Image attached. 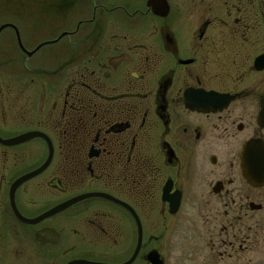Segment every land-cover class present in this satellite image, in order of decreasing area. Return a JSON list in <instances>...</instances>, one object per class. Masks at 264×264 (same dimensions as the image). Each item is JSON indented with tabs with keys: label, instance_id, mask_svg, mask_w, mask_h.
<instances>
[{
	"label": "flooded vegetation",
	"instance_id": "flooded-vegetation-1",
	"mask_svg": "<svg viewBox=\"0 0 264 264\" xmlns=\"http://www.w3.org/2000/svg\"><path fill=\"white\" fill-rule=\"evenodd\" d=\"M71 1L51 0L50 8L58 12ZM142 1L141 8L134 7L136 0L78 1L83 20L63 32L69 34L67 51H81L77 63H69L63 95L55 90L65 75L62 67L47 73L49 100L42 120L45 109L37 99L30 102L23 90L4 82H33L41 73L27 65L22 66L23 75L8 72L3 61L9 58L8 45L12 61L20 57L15 52L19 49L12 28L0 33V138L39 132L53 148L49 166L15 190L16 208L22 216L35 218L75 196L102 193L129 209L89 199L46 219L64 217L81 205L110 208L116 214L89 215L98 216L91 220L93 226L112 221L111 229L103 226L95 234L101 246L111 245V253L110 248L97 253L94 240L99 238L88 240L85 232L83 248L88 249L68 260V251L62 250L61 264L125 263L136 249L138 225L141 244L131 264H151L152 254L168 264L173 253L180 264H264V152L246 150L250 144L264 146V0H189L184 12L164 0L168 9L163 17L147 10V0L140 6ZM23 2L0 0V16L11 14L17 20L39 13V2H32L34 9L25 13ZM176 15L185 20L179 39L173 32ZM152 18L159 23L152 24ZM6 20L0 18V26L10 24L21 38L18 23ZM15 122L19 130L13 129ZM57 126L63 139L54 134ZM40 147L45 151L42 162ZM56 147L63 150V162L55 159ZM47 154L41 139L0 144V223L14 220L28 226L11 210L10 188L38 169ZM46 172V180L40 181ZM82 179L83 191L66 193L72 181ZM43 182L64 199L31 215L24 207L38 200ZM190 225L193 231L185 232ZM188 238L195 240L191 247L184 246ZM43 240L38 234L33 239L35 259H44ZM55 241L45 256L49 260L55 258ZM172 246L178 249L171 251Z\"/></svg>",
	"mask_w": 264,
	"mask_h": 264
},
{
	"label": "rangeland",
	"instance_id": "rangeland-1",
	"mask_svg": "<svg viewBox=\"0 0 264 264\" xmlns=\"http://www.w3.org/2000/svg\"><path fill=\"white\" fill-rule=\"evenodd\" d=\"M37 1L39 2V10L36 15L30 14L28 16H25L23 14L22 17H19L17 20H15V17H13L11 14H5L0 16L6 17L7 22L16 21L20 28V32L22 34L21 42L23 47L26 50H33L38 45L49 42L53 39H55L60 32L63 31H69V29H72L74 27V24H76L79 21L83 20V7H81V2H78L79 0L71 1L68 7H62V9L58 12H54L52 8H50L51 0L49 2H46V0H25L23 2L22 7L25 10H31L34 9V6L32 5V2ZM189 0H172L174 5H176L177 12H184V8L188 5ZM141 0H136V5L134 7H143V1L141 3ZM176 3V4H175ZM60 13V14H59ZM61 14H65V16H59ZM185 20H181L180 15H176L175 19H173V32L175 36L179 39L180 36V26L181 23ZM151 23H159L156 21V19L152 18ZM187 23V21H186ZM188 24V23H187ZM122 28V27H121ZM124 29V28H123ZM145 30V27H142L141 30ZM7 40V37H6ZM69 38H66L62 40L63 43H56L54 45H46L42 47L38 52H36L31 59L25 60L26 58L21 55L19 51H15L19 53V58H10L11 56V46L8 45V56L9 58L4 57L3 61L4 64L7 63V70L8 72H14L15 74L23 75L24 67L23 65H27L28 67H33L32 69L39 71L41 73L42 79H34V81H30V79H9L5 80V84L8 86L14 87V89L17 90H23L24 98H29L30 102H34L35 99H37L36 103L40 105V109H45L44 112H40L41 120L46 119L47 111L48 109V100H49V86H48V75L47 73L52 71L53 69L57 67H62L63 72L61 74H65L64 77L60 76L62 79L58 78V85H56V92L61 90V95L64 94L65 85L64 81L69 76V63L76 64V57L79 55L76 53L81 51L80 47L74 49L68 50L66 49L67 41ZM1 41V40H0ZM1 47V43H0ZM13 50V48H12ZM9 59V60H8ZM8 60V61H7ZM7 61V62H6ZM1 64V63H0ZM81 66H79L80 68ZM25 71V70H24ZM11 73V74H12ZM29 78V77H28ZM7 86V87H8ZM61 97V96H60ZM45 122V121H44ZM16 125H12L16 130H19L20 127H18L17 122H15ZM46 125V124H45ZM48 129V128H45ZM62 128L57 126V132L55 131L54 134L58 137H61L63 139L62 134ZM61 144V142H60ZM59 145V143H57ZM56 146V145H55ZM75 148V147H74ZM63 151L62 149H60ZM57 147L55 152V159H58V162H63L62 153ZM76 150V148H75ZM45 158V151L42 147H40V161L42 162ZM47 172L40 177V181L46 180L47 178ZM10 174L7 175V179H9ZM57 180H61L62 176L58 174V172H55V176ZM66 183L63 181V184ZM69 184V183H68ZM81 185V186H80ZM44 186V187H43ZM61 187V186H59ZM44 188V189H43ZM80 190V191H78ZM83 191V179L81 182H75L72 181L71 186H69L68 191L66 193H71L72 195H75L78 192ZM55 197V198H54ZM63 194H60L58 190L52 191L48 188V185H45L44 182L41 184V192L39 194L38 200H36L31 207H24L25 210L28 211L31 215H38L43 210L48 209L50 206L53 205V203L63 200ZM108 208V207H107ZM110 209V208H108ZM106 207L102 206H95L93 208H86L83 209V205L76 207L67 213H65L64 217H56L52 220H46L40 225L34 226V227H28V226H21L18 223L14 222V220L6 221L4 223H0V245L5 248L6 254L3 255L2 250H0V264H61L62 260L59 259L60 255L59 253H62V250H67L68 254L66 255L65 259H72L76 257H80L82 255L78 254L80 252H83V233H87L88 240L92 239L93 237H98L95 234H101V229L103 226H108L111 229V220L108 219L107 225L103 224V222H98V226H93V224H90L91 220H94V218L89 215H92L93 211H97V214L106 213V215L114 217L116 214L114 210L110 209L108 211ZM100 212V213H99ZM113 213V214H110ZM38 213V214H37ZM31 215H28L29 217ZM98 217V216H97ZM88 222V223H87ZM185 227V224H184ZM48 228L51 229L52 232H47ZM184 229V228H183ZM6 230V231H5ZM109 230V229H108ZM192 230V226H187L186 231ZM193 231V230H192ZM6 232V237L4 238V235ZM109 232V231H108ZM92 233L93 235H90ZM41 235V237L44 239L45 244V250H43V258H34V253L36 251L35 248V242L33 239L35 238V235ZM81 235V236H80ZM177 236L181 237V235L178 233ZM194 235L191 234V238ZM95 239L94 241H98V248L100 250H95L97 253H103L101 251L107 252L105 248H110L108 251L111 253V245L108 247L101 246V240ZM54 239H56L55 242L58 243L55 250V258L54 260L52 258L47 259L45 256L48 255L50 251V242H52ZM174 239L173 242H175L177 239ZM184 246L188 247L195 244L194 239L184 240ZM106 242V240H104ZM52 245V244H51ZM175 247V248H174ZM1 248V247H0ZM72 248V249H71ZM104 248V249H102ZM176 246L170 247V250H177ZM34 251V253H33ZM40 252V250H38ZM175 252V251H174ZM108 253V252H107ZM79 256H75V255ZM22 255V256H21ZM111 255V254H109ZM4 256V259H3ZM126 257V256H123ZM121 257V258H123ZM194 257V256H193ZM192 256L190 259L193 258ZM94 258V257H92ZM120 258V259H121ZM180 257L173 253L169 259L168 264H180L181 261L179 260ZM28 259V260H27ZM21 260H27L26 262H21ZM51 261V262H50ZM192 262L186 263L183 262L182 264H192ZM197 263V262H196ZM200 262H198L199 264Z\"/></svg>",
	"mask_w": 264,
	"mask_h": 264
},
{
	"label": "water",
	"instance_id": "water-1",
	"mask_svg": "<svg viewBox=\"0 0 264 264\" xmlns=\"http://www.w3.org/2000/svg\"><path fill=\"white\" fill-rule=\"evenodd\" d=\"M146 7L147 10H151L152 13L156 16L159 17H163L166 15L167 13V5L166 2L164 0H147L146 1ZM7 28H12L15 32V36H16V44L18 49L21 51V53L23 55H25L26 59H29L31 56H33L36 52H38L42 47L46 46V45H54L56 43H58L60 40H62L63 38L69 36L68 33H62L60 34L55 40L49 41V42H45L42 43L40 45H38L37 47H35L33 50L31 51H27L21 41H20V37L17 33V31L15 30V28L13 26H11L10 24H4L0 26V33ZM33 139H41L43 140L46 145H47V149H48V154L46 157V160L44 161V163L35 171L28 173L20 178H18L11 186L10 188V207L11 210L15 216V218L21 222L22 224L25 225H37L40 222H42L43 220H46L52 216H55L57 214H60L80 203H82L83 201L89 200V199H102V200H106L109 201L113 204L119 205L121 207H123L124 209H126L127 211L129 210L125 205L119 203L117 200H115L114 198L106 195V194H102V193H89V194H81L78 196H75L71 199L66 200L65 202H62L54 207H52L51 209H49L48 211L44 212L43 214L35 217V218H26L24 216H22L19 211L16 208L15 202H14V193L15 190L24 182L38 176L39 174H41L50 164L52 156H53V148L51 146V143L49 141V139L47 138V136H45L42 133L39 132H32V133H25L23 135L17 136L15 138L12 139H8V140H2L0 138V144L1 145H5V146H15V145H19L21 143H24L26 141L29 140H33ZM247 151L249 152H253V151H258V152H264V146L262 144H250L247 146L246 148ZM140 244H141V231H140V227L138 225V236H137V246L136 249L134 251V253L132 254V256L123 264H131L134 259L136 258L139 249H140ZM151 263L152 264H160V262L158 261V258L156 255H154L151 259ZM67 264H106V263H99V262H92V261H86V260H73L70 261Z\"/></svg>",
	"mask_w": 264,
	"mask_h": 264
}]
</instances>
